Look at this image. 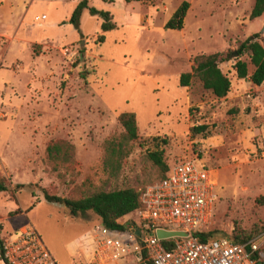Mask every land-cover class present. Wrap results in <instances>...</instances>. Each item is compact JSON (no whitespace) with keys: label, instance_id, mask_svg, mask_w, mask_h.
<instances>
[{"label":"rangeland","instance_id":"obj_1","mask_svg":"<svg viewBox=\"0 0 264 264\" xmlns=\"http://www.w3.org/2000/svg\"><path fill=\"white\" fill-rule=\"evenodd\" d=\"M79 1L0 0V177L9 181L0 192V238L29 223L57 264L87 263L99 217L72 215L44 194L141 191L160 173L148 156L154 150L166 165L199 152L217 183L205 230L253 235L264 225V80L253 84L248 53L233 52L253 34L264 47V13L249 18L254 0H87L111 14L115 27L104 32L86 9L79 30L68 22ZM182 1V28L165 29ZM211 53L230 79L221 98L195 76L179 84L194 56ZM236 60L246 63V78L237 77ZM121 112L136 115L133 147H112L123 133ZM54 141L72 145V161L48 156Z\"/></svg>","mask_w":264,"mask_h":264},{"label":"built area","instance_id":"obj_2","mask_svg":"<svg viewBox=\"0 0 264 264\" xmlns=\"http://www.w3.org/2000/svg\"><path fill=\"white\" fill-rule=\"evenodd\" d=\"M45 18L42 14L35 20ZM216 184L214 171L199 152L168 165L162 179L141 189L140 206L131 219L120 222L122 229L94 226L95 248L82 264H264V227L243 242L225 236L200 239L212 220ZM158 229L186 236L162 239ZM2 254L7 264H57L29 223L6 236Z\"/></svg>","mask_w":264,"mask_h":264},{"label":"trees","instance_id":"obj_3","mask_svg":"<svg viewBox=\"0 0 264 264\" xmlns=\"http://www.w3.org/2000/svg\"><path fill=\"white\" fill-rule=\"evenodd\" d=\"M125 2H139L144 0H124ZM188 2L182 1L180 5L173 11L171 17L165 22V29H177L180 30L183 26V19L188 9ZM87 10L90 15H96L101 19V30L108 31L115 27V23L111 20V14L109 11L96 9L93 6L88 5L87 0H80L74 9L72 10L68 22L73 25L76 30H79L80 17L83 10ZM264 13V0H254L253 6L249 13L250 19H255ZM257 35L253 34L242 41L236 51L237 55L242 53H248L249 60L254 66L253 72L249 75V80L255 84L260 85L264 80V47L257 41ZM103 35L99 34L97 40L101 41ZM219 53L211 54H199L194 56L191 65V71L180 74L179 84L180 86H187L190 78L197 77L202 87L209 90L214 96L221 98L224 97L230 88V79L226 73H224L220 67ZM238 78H246L248 76L247 66L244 61L236 60L233 65ZM117 122L120 125L123 133L120 141L116 144L112 143V147H133V144L139 140V135L136 126V115L134 112H121L117 115ZM204 126L193 127L192 130L199 132L203 130ZM165 143V140H161ZM72 145L66 141H54L50 142L46 147V152L53 160H59L62 163H68L72 161L71 152ZM129 149V148H128ZM148 156L152 163L158 167L160 173L157 176L160 180L165 176L168 169V165L164 163L162 159L161 151L154 150L148 153ZM155 180V181H156ZM16 187H23L22 184H17ZM9 189V181L3 177H0V192L7 191ZM140 191L127 187L122 189H112L108 191L96 190L87 194H83L77 198L59 197L56 195L44 194L46 200L50 202H60L69 209L72 215L77 213H85L86 211H92L99 217L100 223L109 228L122 229L123 225L119 222V218L133 212L140 206L139 202ZM260 227L259 229L263 228ZM16 229V228H15ZM259 229L257 231H259ZM257 231L255 233H257ZM254 233V234H255ZM253 234V235H254ZM253 235H244L240 233H234L231 237H228L234 242H243ZM219 236L211 235L210 231L204 230L200 233L201 240H208ZM3 239L0 238V258H3L2 254ZM165 247H169L164 242Z\"/></svg>","mask_w":264,"mask_h":264},{"label":"water","instance_id":"obj_4","mask_svg":"<svg viewBox=\"0 0 264 264\" xmlns=\"http://www.w3.org/2000/svg\"><path fill=\"white\" fill-rule=\"evenodd\" d=\"M234 55H237L236 52H233ZM157 236L159 238L165 239L169 237H180V236H186V233L183 231H167L164 229H158L156 232Z\"/></svg>","mask_w":264,"mask_h":264},{"label":"crops","instance_id":"obj_5","mask_svg":"<svg viewBox=\"0 0 264 264\" xmlns=\"http://www.w3.org/2000/svg\"><path fill=\"white\" fill-rule=\"evenodd\" d=\"M75 6H76V5H75ZM73 9H74V8H73ZM73 9H72V10H73ZM71 12H72V11H71ZM70 14H71V13H70ZM45 19H46V18H45ZM79 26H80V24H79Z\"/></svg>","mask_w":264,"mask_h":264}]
</instances>
